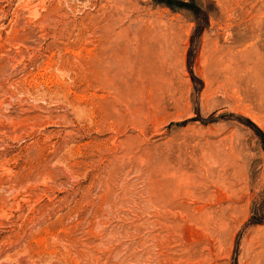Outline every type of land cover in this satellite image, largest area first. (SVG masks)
Masks as SVG:
<instances>
[{"label": "rangeland", "instance_id": "rangeland-1", "mask_svg": "<svg viewBox=\"0 0 264 264\" xmlns=\"http://www.w3.org/2000/svg\"><path fill=\"white\" fill-rule=\"evenodd\" d=\"M264 0H0V264H264Z\"/></svg>", "mask_w": 264, "mask_h": 264}, {"label": "trees", "instance_id": "trees-1", "mask_svg": "<svg viewBox=\"0 0 264 264\" xmlns=\"http://www.w3.org/2000/svg\"><path fill=\"white\" fill-rule=\"evenodd\" d=\"M263 135V134H262ZM264 136V135H263Z\"/></svg>", "mask_w": 264, "mask_h": 264}]
</instances>
